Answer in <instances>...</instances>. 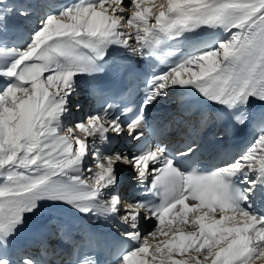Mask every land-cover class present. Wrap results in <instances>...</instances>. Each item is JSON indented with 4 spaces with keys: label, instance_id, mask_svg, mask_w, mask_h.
<instances>
[{
    "label": "snow or ice",
    "instance_id": "1",
    "mask_svg": "<svg viewBox=\"0 0 264 264\" xmlns=\"http://www.w3.org/2000/svg\"><path fill=\"white\" fill-rule=\"evenodd\" d=\"M0 264H264V0H0Z\"/></svg>",
    "mask_w": 264,
    "mask_h": 264
},
{
    "label": "bare ground",
    "instance_id": "2",
    "mask_svg": "<svg viewBox=\"0 0 264 264\" xmlns=\"http://www.w3.org/2000/svg\"><path fill=\"white\" fill-rule=\"evenodd\" d=\"M81 101H83V104L85 105V110L86 111L88 110L89 105H92L91 100H87V99L81 98Z\"/></svg>",
    "mask_w": 264,
    "mask_h": 264
},
{
    "label": "rangeland",
    "instance_id": "3",
    "mask_svg": "<svg viewBox=\"0 0 264 264\" xmlns=\"http://www.w3.org/2000/svg\"><path fill=\"white\" fill-rule=\"evenodd\" d=\"M83 103V101H81Z\"/></svg>",
    "mask_w": 264,
    "mask_h": 264
}]
</instances>
